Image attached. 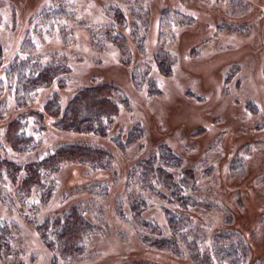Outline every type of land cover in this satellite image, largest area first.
<instances>
[{
  "label": "rangeland",
  "instance_id": "rangeland-1",
  "mask_svg": "<svg viewBox=\"0 0 264 264\" xmlns=\"http://www.w3.org/2000/svg\"><path fill=\"white\" fill-rule=\"evenodd\" d=\"M46 2L63 5L68 18L36 25L27 34L33 47L21 46L25 17ZM0 40L11 63L19 58L30 61L28 66L34 61L69 67L68 83L40 90L36 100L57 90L64 99L75 86L104 77L120 87L114 90L119 113L104 122L113 125L111 136L127 139L136 124L145 128L124 155L108 144L115 156L122 155V169L117 163L99 170L65 163L27 193L20 187L25 174L3 168L0 224L9 249H0V264H236L218 252L227 238L244 254L239 264H264V126L254 129L256 121L246 126L235 116L241 113L236 105L244 103L256 110L257 121L264 120L257 102L264 110V0H0ZM164 55L168 62L160 67ZM118 62L125 67L115 66ZM233 68L237 74L226 87L224 78ZM129 71L140 91L121 88ZM5 110L0 152L15 165L42 156L52 146L49 139L60 140L61 134H48L42 146L14 150L5 130L11 114ZM27 124L34 126L31 119ZM204 126L210 129L194 136ZM166 141L182 155L172 167L176 178L194 174L184 192L186 207L166 199L171 195L160 179L144 181L138 164ZM135 202L140 205L133 208ZM73 204L92 227L82 251L67 255L42 239L33 219ZM170 205L189 222L175 233L165 214ZM145 220L179 249L147 243L144 236L152 233L144 229ZM219 232L226 236L223 242L216 241Z\"/></svg>",
  "mask_w": 264,
  "mask_h": 264
},
{
  "label": "trees",
  "instance_id": "trees-1",
  "mask_svg": "<svg viewBox=\"0 0 264 264\" xmlns=\"http://www.w3.org/2000/svg\"><path fill=\"white\" fill-rule=\"evenodd\" d=\"M68 14L70 13L63 5L56 6L50 5L48 2L44 3L33 11L31 16L25 17L28 26L25 29L24 37H21V40L24 38L21 46H25V44L27 46L28 44L31 48L33 47L30 38H27V34L36 25L43 27L45 24H52V21L55 19L68 18ZM20 19L22 17L18 18V20ZM21 24H23V21ZM164 56L165 58L161 61L160 67L166 65L168 62L167 56ZM8 57L9 55L5 53L4 46L0 40V116L4 115V110L8 106L5 111L7 115H11L5 119L7 124L5 130L9 144L14 150L24 151L36 145L42 146L44 142L42 139L48 134H51L50 138H53L55 135L60 137L61 134V138L60 140L49 139L52 146L43 148L45 153L42 156L36 157L23 165H15L12 161L3 158L0 152V174L3 168L13 170L15 176L18 171L24 173L25 177L21 178L20 183L21 190L31 193L36 187L43 185V176L45 174L47 175L60 169L61 165L65 163H83L96 170L104 169L117 163L121 169L123 168L122 155H124L130 142L134 143L144 133L145 128L136 124L126 137L127 139H117V136H111L114 134L113 125L109 126L104 122L106 120L112 122L114 117L119 113V107L114 97V90L119 87L117 82H109L104 77H101L93 83H83L75 86L72 94L64 96V99L58 94L57 90V93L51 91L45 99L38 97V100H36V95L40 90L49 88L51 85L62 86L66 82L68 83L69 67L58 63H39L37 65L38 62L34 61L28 66L25 63H29L30 61H22L20 63L18 58L17 60H12L11 63ZM115 66L119 68L125 67L120 62ZM168 70L169 66L167 65L165 71L167 72ZM236 72V68L228 72V75L224 78V85L226 83V87L228 85L227 81L229 78H233L234 75L236 76ZM126 80L127 83L120 85L121 88L128 90L129 87L134 92L135 90L136 92L140 91V88L135 83L136 80L132 72L129 71L127 73ZM147 86L149 89V86H152L151 82H148ZM130 94V96L134 97L131 92ZM241 95L242 100L244 99V94ZM35 100L39 105L35 104ZM257 102L260 103L258 112L264 117L261 102L259 100ZM236 106H239L241 111V113H235L236 119H242L246 123V126L256 121L254 129L257 130L260 129L259 126H264L263 119L261 121L255 119L254 111L256 110L252 108L253 106L249 107L244 103ZM11 107L13 108L8 113V109ZM234 108L238 109V107ZM28 119L33 121V128L30 124H27ZM225 120H227L226 116L224 117V122H226ZM209 129L210 126H204L202 130H197L194 136L201 137L202 132H207ZM224 132H226V129L218 134ZM70 135L73 138L68 140V138H71ZM89 136L90 138L84 139V137ZM212 141L214 143L216 138L212 139ZM166 142L160 151H157L156 155H148L139 160L138 164L140 163L144 167L142 173L144 181L151 185L154 183L152 181L160 179L161 183L159 184L168 189L171 195V197H166V199L174 204L180 202V206L186 207L189 202V196L184 194V192L194 174L185 171L182 179L176 178V173L172 170V167L181 163L182 155L177 154L174 146L168 141ZM108 144L115 145L123 154L120 157L118 155L115 156L113 148L108 146ZM128 161L127 156L125 163ZM140 203L135 202L132 204L133 208L138 204L140 205ZM178 208L180 209V207ZM165 209L167 222L170 228L174 230L173 233L181 230L182 225L186 226L189 223L188 217L183 215L179 210L175 211L171 205L170 207L166 206ZM141 212L137 208L135 209L138 217ZM33 220L42 239L50 247H58L67 255H75L82 251L83 236L89 233L92 227L83 209L76 204L70 205L60 210V212H52L42 218L34 217ZM142 224L144 229L152 233L144 236V240L147 243L150 245H160L163 248L168 247L171 250L179 249L176 241L165 237L164 231L158 228L157 224L151 225L148 220H145ZM0 225V249L7 251L9 249V245H7L8 240L6 235L3 234L5 225L3 223ZM216 238V241L220 239L223 242L226 236H223V233L220 234L219 232ZM227 241L229 244H226L221 250L218 249V252L231 263H241L245 257L243 258L244 254L238 250L239 246L229 238H227Z\"/></svg>",
  "mask_w": 264,
  "mask_h": 264
}]
</instances>
